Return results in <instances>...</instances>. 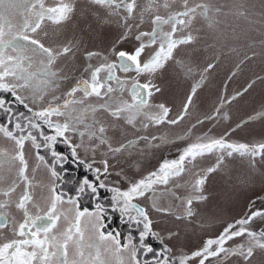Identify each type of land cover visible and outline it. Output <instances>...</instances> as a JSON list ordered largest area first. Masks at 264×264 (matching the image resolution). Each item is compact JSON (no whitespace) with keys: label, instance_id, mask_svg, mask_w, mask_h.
Returning <instances> with one entry per match:
<instances>
[{"label":"rangeland","instance_id":"1","mask_svg":"<svg viewBox=\"0 0 264 264\" xmlns=\"http://www.w3.org/2000/svg\"><path fill=\"white\" fill-rule=\"evenodd\" d=\"M222 1L224 0H189L190 7L196 4H206L210 11L207 17L198 12L189 25H177V32L172 38L179 39L187 36L194 29L200 33L206 30L208 36L206 34L205 37L202 36L199 43L196 41L199 38L198 32H195L192 35L195 40L189 44L177 46L173 50L172 57L164 62L163 68L158 69L150 77L147 74L138 77L135 71L125 73L119 69L116 70V76L125 82V86L122 92L117 91L110 94L114 102L124 100L131 103L130 88L133 83L138 80L139 83L144 84L151 79L152 84L159 87L160 91L156 92L154 88L149 89L153 93L148 97L152 107L144 108L143 111L154 112L156 111L154 106L163 103L171 110L167 120L177 119L182 114L193 86L199 85L183 119L176 124H169L167 120L164 123L155 124L141 115L133 126L127 124L124 119L115 120L106 112H97L94 117L89 116L83 120L78 127V131L81 132L93 131L94 129H88L85 125L92 124L93 119H96L106 126V135L113 147L127 144L131 140L137 141L135 145L125 148L120 153H112L108 151L107 145H99L98 140H89L85 135L83 142L87 150L77 148V155H72L75 163L81 162L87 167L91 165L94 169H101V172H103L102 161H108L107 175L101 174L97 179V173L94 174L98 183L95 186L99 192L98 195L95 194V199L98 200L93 199V201L96 206L100 205L103 208L104 227L102 230L111 232L113 235L118 233L122 242H126L129 235L138 241L139 231L143 225H138L129 219V215H136L135 212L119 214L123 202H113L114 193L109 191L110 188L126 191L132 183L158 171L165 161L177 160L183 150L196 142L198 137H224L229 143L248 145L264 143V117L258 116L259 113H264V11L259 12L256 7H251L253 8L251 10L245 6L247 8L243 10L245 15L240 16L236 10L228 8L232 5L226 6L225 4L224 6ZM243 1L247 2V0ZM57 2L58 0H45L46 6H55ZM74 2L76 11L70 20L60 25H53L45 20L41 30L35 34L29 33L34 38L40 39L47 47L59 48L68 43H71L73 47L72 51L61 56L52 66V70L59 73L55 82L49 85L40 84L41 88H46L43 99H37L35 102L32 99L24 101V105H28L26 109H31L33 112L27 115L24 122L20 120L22 125L28 124V117L34 118L32 115L34 112L42 111L50 103L53 106L63 105L65 99H69L67 93L71 88L82 79L90 80L91 70L100 66L103 57L106 56L109 62L118 63L113 49L116 52L133 53L141 42L147 44L148 36H143L140 41L136 37L141 33L152 32L155 27L152 23L155 15L167 17L170 13L183 10L182 0H175V3L169 0L170 7L167 9L162 6L165 0H156L153 4L154 11L144 13L143 22H141L140 13L148 5L149 0H137V7L125 24L122 18L126 14L123 10L119 15L110 16L107 8L93 5L89 3V0H74ZM249 5L251 6V2ZM205 19H210L212 22H206ZM253 21L256 26L252 24ZM195 23L203 25L195 27L193 26ZM129 28L130 31H128ZM163 31L171 32V26L164 25ZM125 34H127L126 38ZM160 43V39L157 38L155 44L146 47L140 57L141 61L154 54L159 49ZM89 52H96L100 55L86 59ZM9 53L15 55L11 49ZM25 54L31 55V53ZM209 65L212 67L209 68ZM39 69L40 63L37 58L29 71L37 72ZM106 76V72L100 73L101 79ZM202 77L204 79L201 83ZM32 83L36 84L37 81ZM111 83L112 87H117L115 81ZM18 93L22 96L30 95L28 89H18ZM40 95V92L36 93L37 97ZM234 96L236 98L232 99ZM82 97L83 93L78 91L73 98ZM103 102L100 98L91 96L85 100L84 104L69 105V108L81 109L89 104L98 105ZM217 109H219L218 112ZM71 115L75 117L79 113L72 112ZM51 117L56 123H65V116L53 114ZM252 117L256 118L252 119ZM145 124L148 125L147 128L144 127ZM65 137L71 146L81 143V137L71 129L65 133ZM140 137L147 139H140ZM37 142L44 144L40 136ZM93 148L95 152L92 151ZM45 150L46 148L35 149L30 140L24 143V155L28 162L27 175L31 180V187L28 191L32 196V201L27 208L33 218L37 215L43 216L47 212L51 198L50 189L53 186L57 193H63L64 198L67 199L64 192L67 188L63 190L59 178L51 176L49 170L51 156ZM17 151L15 141L0 133V152H6L14 157ZM37 151L45 157L49 166L37 161ZM219 155L221 153L213 152L197 157L192 163L186 160L185 171L180 176L170 177L166 185L154 184L144 196L132 201L133 204L148 211L150 219L153 220V230L163 238L164 243H160V246L167 245L172 249L169 255L176 261V264H179L181 255H190L194 251L201 250L208 239L218 238L229 225H235L231 231H236L240 227L236 224L238 220L251 216L253 212H264V155L253 158L250 155L241 156L234 153L228 156L223 153V162L214 172L206 173V169L217 165ZM0 162L3 163L0 176L4 177L0 180V190H3L14 180H18V169L21 165L18 160H14L12 162L14 166L10 167L8 161L2 157H0ZM38 164L39 167H37ZM201 177H206L205 183L202 191L197 192L192 185L196 179ZM68 179L72 180L71 177ZM101 181L106 187H99ZM24 190V182L18 181L16 191L10 197L0 195V202L8 201V206L0 208V212L7 213L11 220L10 226L3 231L5 239L19 238L14 236L12 228H18L19 224L24 222L23 210L16 206ZM69 190L72 192H69L72 194L71 197H78L75 195L76 187L75 189L71 187ZM107 190L110 193H108L110 199L106 197ZM87 191L90 190L86 189ZM81 193H77L79 198ZM102 194L106 198H102ZM154 194L157 197V205L160 208L169 209V213L153 209L151 197ZM196 195H203L206 199L194 200L191 206L194 215L185 217L184 200ZM82 202L80 199L78 204L83 209L87 206H83ZM34 205H39V208ZM96 206L89 211L96 212ZM74 207L67 203L58 204L57 211H66ZM114 215L116 216L113 217ZM73 216L74 212L68 214L67 220L61 216L57 228L53 231L57 234L63 232L72 223ZM177 217L181 218L177 219ZM244 227L257 233L264 231V216L253 218ZM170 233L173 234L171 239L168 238ZM90 236L91 232L86 231V243ZM153 241L157 243L160 240L151 237L146 243ZM248 242L249 238L246 235L234 237L228 240L224 247L233 248L244 244L246 250ZM75 252L74 247L69 248L70 260L75 258ZM123 255L126 260L127 253ZM102 258L106 259L108 264H116V258L111 254L102 256ZM141 259L143 260V256ZM199 259L191 260L188 264H198ZM205 264H264V250L254 249L253 257L247 262L242 256H229L221 253L218 257H209L205 260Z\"/></svg>","mask_w":264,"mask_h":264},{"label":"snow or ice","instance_id":"2","mask_svg":"<svg viewBox=\"0 0 264 264\" xmlns=\"http://www.w3.org/2000/svg\"><path fill=\"white\" fill-rule=\"evenodd\" d=\"M155 2L156 0H149L148 5L140 13L141 22H143L144 13H152L154 11L153 4ZM89 3L107 8L110 16L119 15L120 11L123 10L126 14L122 18L125 24L132 17L137 7V0H89ZM171 3H175V0H171ZM162 6L165 9L169 8V0H165ZM181 7L183 9L182 11L170 13L167 17L155 15L152 20V23L155 25L152 32L141 33L136 37L140 41L143 36H148V43L141 42L140 46L133 53L126 51L116 52L113 49L118 63L109 62L106 56L103 57V62L100 66L91 70L90 80H80L75 87L71 88L67 93L69 99H65L63 105L53 106L50 103L42 111L34 112L33 117L43 120L49 128L55 129V135L53 136H46L43 133L40 134L44 140L43 145L37 142V137L31 131H28L27 135L17 136L10 128L0 126V133L4 137L15 141L18 149L14 157L8 155L6 152H0V157L7 160L10 167L14 166L12 164L14 160H18L21 165L18 169V180H14L7 188L0 190V195L10 197L16 191L18 181H23L25 184L24 193L16 205L17 208L23 210L24 222L20 223L18 228H12L14 236L19 238L5 239L0 235V264H108V261L102 258V256L109 254L116 258V264H176V261L170 258L169 254L172 252V249L167 247V245H164L162 251H156L146 243L149 237L160 240L161 244L164 241L159 233L153 230V220L150 219L148 211L137 204H133L132 201L144 196L152 189L154 184L166 185L170 177L180 176L185 171L184 164L186 160L188 163H192L197 157H202L213 152L221 153L217 157V165L206 169V173H211L223 162V153H226L228 156H232L234 153L241 156L250 155L253 158L258 155H264V143L248 145L245 143H229L224 137H198L196 142L188 145L183 150L177 160L165 161L158 171L152 172L147 177L132 183L126 191H122L119 188H110L109 191L114 193L112 197L113 202H123L120 209L122 214L135 212L136 215H129V219L135 221L138 225H143L139 231L138 241L129 235L127 241L122 242L119 239L118 233L113 235L111 232L103 231V208L100 205L96 206V212H91L87 208L82 209L78 204L79 197H68L65 199L63 193L56 192L55 186L50 189L51 198L47 212L43 216L37 215L34 218L31 216L27 208V205L32 201V196L28 191L31 187V180H29L27 175L28 162L24 155L25 141L30 140L33 147L37 150L42 146L51 149L57 137H63L71 129L81 137V143L72 146L73 156L77 155V148H85L87 150L83 142L85 135L88 136L89 140H98L99 145H107L109 152L120 153L125 148L135 145L137 141L131 140L127 144H120L119 147H113L110 139L106 135L107 128L101 121L93 119L92 124L85 125L88 129H94L93 131H78L79 125L83 120L89 118V116L94 117L97 112H106L113 119H124L127 124L133 126H135L136 119L141 115L149 122L155 124L164 123L167 120L171 110L163 103L155 105L156 111L154 112L143 111L144 108L152 107L149 104L148 97L152 96L153 93L149 89L154 88L156 92L160 91L159 87L152 84L151 79L144 84H140L138 80L133 83L131 88V103L124 100L114 102V98L110 94L124 90L125 82L116 76L117 69L125 73L135 71L138 77L145 74L150 77L158 69L163 68L164 62L172 57L173 50L177 46L189 44L193 41L194 37L190 34L179 39H173L172 37L177 32V25L186 26L191 24L192 19L195 18L198 12L207 17L210 9L206 4H196L190 7L189 0H182ZM75 11L76 6L74 0H58L55 6H46L45 0H0V93H11L21 104H24L26 99H32L33 102L37 99H43V93L46 92V88H41L40 84L49 85L55 82V78L59 76V73L53 71L52 66L61 56L67 55L72 51L73 46L71 43H68L59 48L47 47L40 39L34 38L29 33L35 34L41 30L45 20L50 21L53 25H60L70 20ZM216 11H219V9H216ZM238 15L243 16L245 13L240 12ZM164 25H170L171 32H164ZM130 30L129 28L128 31ZM157 38L161 41L159 49L148 59L141 61L140 57L144 53L145 48L155 44ZM9 49L15 55L10 54ZM25 53H31V55H26ZM97 55L100 54L89 52L87 53L86 59H91ZM37 58H39L40 69L37 72L29 71ZM208 67L211 68L212 65ZM101 72L107 73V76L103 79L100 77ZM203 79L202 77L201 83ZM17 81H20V83H17ZM33 81H37V83L33 84ZM112 81L116 82V88L112 87ZM198 86H193L191 94L187 97V101L184 104L182 114L177 119L167 120L169 124H176L184 118ZM18 89H28L30 95L22 96L18 93ZM78 91L83 93V97L74 99L73 97ZM37 92L41 93L39 97L36 96ZM91 96H96L104 102L98 105L89 104L81 109L69 108V105L84 104L85 100ZM235 98V96L232 97V99ZM24 106L28 107L27 104ZM0 109L10 111L9 108L5 107L4 99H0ZM29 111L32 110L29 109ZM218 111L219 109H217ZM72 112H78L79 115L73 117L71 115ZM53 114L65 116V123L53 124L49 119ZM258 116L264 117V113H259ZM255 118L252 117V119ZM27 119L30 128L38 129L40 127L38 123L33 121L32 117H28ZM144 127L147 128L148 125L145 124ZM15 129L23 133L25 131V125L17 122ZM140 139L147 138L140 137ZM65 142H68V140L66 139ZM92 151L95 152V148ZM52 156L56 157L57 160L61 159L55 151H52ZM36 159L38 162L49 166L48 161H46L44 156L39 154V151H37ZM102 164L103 172L99 168L94 169L95 173H97V179H99L101 174H108V161L104 160ZM37 167H39V164ZM88 167H91V165H88ZM2 168L3 163L0 162V169ZM49 170L53 178H58L59 174L54 166H49ZM3 179L4 177L0 176V180ZM205 179L206 177L196 179L192 185L193 189L201 192ZM99 187L104 188L106 185L101 181ZM85 188L89 189L93 194L97 193V187L87 179L84 180L78 191L84 192ZM177 198L179 199V197ZM151 199L153 209L158 212L169 213V209L160 208L157 205V197L155 194ZM204 199L206 197L203 195L185 198L186 208L184 216H193L194 212L191 207L193 201H201ZM65 203L74 205L75 207L58 212V204ZM7 206L8 201L0 202V208ZM34 207L39 208V205H34ZM71 212H74V216L70 226L59 234L54 232L53 230L57 228L61 216L67 220L68 214ZM258 216H264V212H253L251 216L238 220L236 224L240 225V227L236 231H231L235 225H229L218 238L208 239L201 250L194 251L190 255H181L179 257V264H188L189 261L195 260L196 258H200L198 264H205V260L209 257H218L221 253L229 256H242L247 262L253 257L254 249L259 248L264 250V231L257 233L244 227L253 218ZM180 218L177 217V219ZM82 223L84 224L83 227ZM8 224L7 216L0 213V228H5ZM86 231L91 232L87 243L85 242ZM172 235L170 233L168 238L171 239ZM244 235L249 238L246 250L244 244H239L233 248L224 247L228 240ZM70 247H74L76 250L75 258L71 260L69 259ZM124 253H127L126 260L123 255ZM148 253L152 254L151 258L142 260L141 257H147Z\"/></svg>","mask_w":264,"mask_h":264},{"label":"trees","instance_id":"3","mask_svg":"<svg viewBox=\"0 0 264 264\" xmlns=\"http://www.w3.org/2000/svg\"><path fill=\"white\" fill-rule=\"evenodd\" d=\"M1 96L5 97L7 102L10 103L11 105V108H16V106H18V110L20 112V114H22V118H21V121L24 122V120L26 119L27 115H31V111L27 110L26 107H24V104H21L19 101H17L15 99V97L11 94V93H0ZM16 104V106H15ZM13 110V109H12ZM14 112H18L16 111V109H14ZM10 111L9 112H6L4 115H5V118H4V123L7 122V115H9ZM25 117V118H23ZM23 124V123H22ZM25 125V123H24ZM72 151H70L68 149V152H67V156H69L70 158V164L73 163V161H75V159L72 157V154H71ZM51 156V155H50ZM60 176L59 178V183L60 185L63 187V190H66L65 187L67 188V192L69 193H72L69 188H73L75 189L76 187V192H75V195H77V193H79V188L80 186L83 184L84 180L87 179L89 182H93L95 184H98L96 182V179H95V171H94V168L92 167H87L84 163H80L79 162V165H73L72 167L68 168L67 170H63V169H57L56 170ZM68 177H71V179H68ZM98 190H97V193H95L96 195H98ZM108 190L106 191V197L108 199H110V193L108 194ZM95 194H92L91 191H87L86 190L84 192L81 193V196L80 198L78 199V201L81 199L83 202V206H87L85 208H87L88 210H92L96 204L94 203L93 199L95 197ZM72 195V194H70ZM99 197H100V194H99ZM105 196H103L102 194V198H104ZM105 197V198H106ZM98 200V199H97ZM108 211V210H107ZM112 211V210H110ZM115 213V211L113 212ZM119 214H122L121 211H119ZM123 215V214H122ZM116 215H114L113 217H115ZM119 217V220L120 219V216ZM124 217V216H123ZM151 238V237H150ZM149 238V239H150ZM147 239V240H149ZM149 245L156 251H162L163 250V247L164 245H161L160 246V241H158L157 243L155 241L153 242H149ZM151 253H148L147 257H144L143 256V259L145 258H151L150 257Z\"/></svg>","mask_w":264,"mask_h":264},{"label":"flooded vegetation","instance_id":"4","mask_svg":"<svg viewBox=\"0 0 264 264\" xmlns=\"http://www.w3.org/2000/svg\"><path fill=\"white\" fill-rule=\"evenodd\" d=\"M82 80H86V79H82ZM0 99H4L5 100V107L10 109V113H9V115H7V122L6 123H4V118H5L4 114L6 112H9V111H4L3 109H0V125L10 128L17 136L27 135L28 131H31L32 134L34 136H36L37 138L40 136L42 140H43V137L40 135L41 133H43L46 136L55 135V129L54 128H49L48 125L43 122V120H40V119H38L36 117L33 118V121L35 123H38L40 125V127L38 129H32L26 123L25 124V131L23 133H21L19 130L15 129V124L17 122L21 123L20 120L22 118V115L20 114V112L18 110V106H16V104H15L16 108H11L10 103L7 102L5 97L0 95ZM14 109H16V111H18V112H14ZM23 118H25V117H23ZM49 119H50V121L53 124H56V122H54L52 117H49ZM65 140H66L65 135L63 137H57L55 143L52 144L51 149L46 148L47 152L51 155V166H54L55 170H57V169L67 170L68 168L72 167L73 165H79V162H77L78 163L77 164V163H75V161H73V163H71V164L69 163L70 162V158H69V156H67V152H68V149L70 151H72V146L73 145L71 146L70 142L69 141L65 142ZM43 142H44V140H43ZM41 148H45V147H41ZM52 151H55L58 154V156L61 157V159L57 160L56 157H53L52 156ZM92 184L96 185L93 182H92ZM86 189L87 188H85V190ZM64 192L66 193L67 198L71 197L70 194L67 191H64ZM77 196L79 197V194H77ZM73 198H75V197H73ZM95 200H97V199H95V197H94V201ZM0 213L5 214L7 216V218H8V221H9V224H8L7 227L0 228V235H2L4 237V232L3 231L10 226L11 220H10L9 215L7 213H5L4 211H1Z\"/></svg>","mask_w":264,"mask_h":264},{"label":"crops","instance_id":"5","mask_svg":"<svg viewBox=\"0 0 264 264\" xmlns=\"http://www.w3.org/2000/svg\"><path fill=\"white\" fill-rule=\"evenodd\" d=\"M253 1V2H252ZM249 2H251V6L249 5ZM222 4H224V6H225V4H226V6H231V7H228V8H230L231 10H236V13L238 14L240 11H242L243 13H244V9H253V8H251V7H256V9L257 10H259V12H260V10L261 11H264V0H247V2H245L244 3V1L243 0H224V1H222L221 2ZM247 8H246V7ZM245 7V8H244ZM254 14H256V13H254ZM259 18V17H258ZM264 18V17H263ZM205 21L206 22H212L210 19H205ZM245 24V23H244ZM254 26H256V24L254 23V21H253V23H252ZM199 25H203V24H198V23H195L193 26H195V27H197V26H199ZM195 32H198L197 33V35L199 36V38H197V40L196 41H198L199 43L201 42V40H202V38L203 37H205V34L208 36V31H206L205 30V32H199L198 30H195L194 29V31H191V32H189V34L190 35H193ZM203 36V37H202ZM195 40V38L193 39V41ZM195 41V42H196ZM199 45H201V44H199ZM204 45V44H203Z\"/></svg>","mask_w":264,"mask_h":264},{"label":"water","instance_id":"6","mask_svg":"<svg viewBox=\"0 0 264 264\" xmlns=\"http://www.w3.org/2000/svg\"><path fill=\"white\" fill-rule=\"evenodd\" d=\"M132 88V87H131ZM130 94H131V89H130ZM132 96V95H131Z\"/></svg>","mask_w":264,"mask_h":264},{"label":"bare ground","instance_id":"7","mask_svg":"<svg viewBox=\"0 0 264 264\" xmlns=\"http://www.w3.org/2000/svg\"><path fill=\"white\" fill-rule=\"evenodd\" d=\"M58 178H60V176H58Z\"/></svg>","mask_w":264,"mask_h":264}]
</instances>
